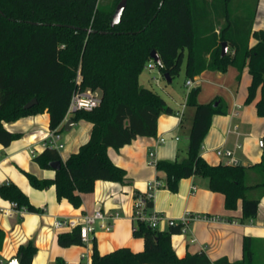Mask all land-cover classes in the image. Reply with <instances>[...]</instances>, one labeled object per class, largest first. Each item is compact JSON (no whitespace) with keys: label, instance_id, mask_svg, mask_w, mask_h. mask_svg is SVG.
Returning a JSON list of instances; mask_svg holds the SVG:
<instances>
[{"label":"trees","instance_id":"16d2710c","mask_svg":"<svg viewBox=\"0 0 264 264\" xmlns=\"http://www.w3.org/2000/svg\"><path fill=\"white\" fill-rule=\"evenodd\" d=\"M122 0H0V144L9 146L22 138L8 131L4 123L16 122L47 112L49 127L63 124L77 89L91 90L101 104L92 111H77L71 117L92 124L90 138L79 150L63 160L59 151L45 148L35 157L43 170L60 163L53 180L25 173L37 190L55 187L58 200L66 199L75 208L82 195L92 193L97 181L127 184L125 169L108 155L139 137L155 138L162 114H174L166 101L140 83L144 70L154 61L156 51L161 75L173 81L184 67L186 82L206 70L225 73L234 66L241 73L248 68L251 84L246 104L255 101L257 115L264 118V30H254L257 0L250 14L232 13L233 0H127L118 25L111 22ZM251 40H255L254 46ZM230 48L221 56L222 43ZM165 79V78H164ZM172 83V82H171ZM200 88L189 91L186 106L194 111L185 160L159 161L156 169L165 174V187L176 193L181 180L205 178L212 192L223 195L228 211L241 202V223L256 218L264 197V148L259 163L240 165L209 164L201 148L215 115L227 113L222 99L198 102ZM33 99L37 104L26 109ZM217 103V106H215ZM0 196L28 212L36 209L19 186H0ZM136 196H139L138 194ZM150 209L153 201H148ZM135 238L144 239V251L134 253L119 248L101 254L93 241L92 264H211L206 256L179 258L172 247V236L181 226L159 232L148 223L135 221ZM80 228L58 237L61 247L82 246ZM5 233L0 229V252ZM241 261L227 258L214 264H264V243L250 237L244 241ZM37 248L32 242L21 245V264H32ZM56 264H67L58 258Z\"/></svg>","mask_w":264,"mask_h":264},{"label":"crops","instance_id":"0c3cea01","mask_svg":"<svg viewBox=\"0 0 264 264\" xmlns=\"http://www.w3.org/2000/svg\"><path fill=\"white\" fill-rule=\"evenodd\" d=\"M254 44L251 40V45ZM152 64L149 69L156 68L153 62ZM250 84L248 68L241 73L234 66H229L225 73L206 70L193 80V86L185 93L183 101L177 100L174 95L170 96V103L164 99L175 111L174 114H162L159 117L155 138L139 137L120 150H108L112 162L125 169L130 182L119 184L97 181L92 193L82 195V205L79 208L73 207L66 199L58 200L53 186L47 190L34 189L25 174L30 173L41 179L55 178L54 170H43L34 160L43 152V140L51 131L49 114L45 112L4 123L8 131L19 133L22 138L7 147L0 144V186L10 183L19 186L31 205L40 212L27 211L20 214L13 210L10 216H5L2 212L11 208V202L0 196V229L5 233L0 259L7 263L17 256L21 245L32 242L37 248L32 264H56L58 258L67 264H92L93 243L87 246L61 247L58 243L59 235L72 230H56L54 223L56 219L82 221L84 216L96 210H101L106 216L117 215L114 220L106 221L112 224L111 231L97 229L93 236L101 254L123 247L130 248L134 253L143 252L144 239L133 236L136 226L133 219L134 199L137 194H149L150 185L159 182L161 187L153 191V206L149 211L163 217L158 225L159 232L170 229L169 220H175L179 224L185 217H200L189 221L185 232L172 236V247L179 258H186L188 255L206 256L211 264L222 258H227L230 263L241 261L245 238L250 237L264 243V197L260 200V211L256 218L241 223V202L236 210L228 211L223 195L212 192L205 178L194 176L183 179L176 193L167 190L165 174L159 172L155 165L149 164V155L151 151L154 152L156 163L185 160L194 114L186 106V100L189 91L198 87L199 103L206 104L220 98L227 110L224 115L213 116L201 148L203 158L211 165L226 164L227 158L219 156L217 151L232 150L240 166L249 167L259 163L264 148V118L259 117L256 110L260 92L255 101L246 104ZM68 120H64L58 129L64 144V149L60 151L63 160L88 142L92 130L91 123L81 120L73 121L75 124L66 132L65 123ZM161 139L164 140L163 143L160 142ZM31 151H35L37 155L33 156Z\"/></svg>","mask_w":264,"mask_h":264},{"label":"built area","instance_id":"2783aa9c","mask_svg":"<svg viewBox=\"0 0 264 264\" xmlns=\"http://www.w3.org/2000/svg\"><path fill=\"white\" fill-rule=\"evenodd\" d=\"M154 63V62H153ZM155 65V63H154ZM153 66L151 63L149 67ZM81 82H82V77L81 74H78L77 76V89L73 94L70 107L68 108L65 120L70 119L75 112L77 111H92L95 108H98V106L101 104L100 97L97 93H94L91 90H81ZM186 85L188 87L193 86V81L189 80L186 82ZM160 142H164L163 139L160 140ZM43 147L45 148H50L54 149L57 151H61L64 149V144L61 142V134L57 130H51L49 134L45 137L43 140ZM238 148H241V145L237 146ZM31 154L33 156H36L37 154L35 151H31ZM217 154L219 156H224L227 158V163L228 165H238L236 159H235V153L232 150H218ZM150 160L149 164L150 165H155L156 166V161H155V154L154 152H150ZM161 184L159 182H155L150 185V193L147 195H139L135 196L134 199V216L133 219L134 221H141L148 223L150 227L153 229H158V225L160 221L163 219L162 216L156 214V213H150L149 211L151 210L150 207L147 206L148 201L152 200L153 197V191L156 189L160 188ZM13 210L18 211L20 214H24L27 212L26 208H19L16 203H11V208L9 210L3 211V215L5 216H10L11 212ZM115 216H106L101 210H96L92 214H88L84 216L82 221L74 220V219H56L54 223V228L56 230H63V229H69L73 230L75 228H80V234H81V241L83 243V246L90 245L94 241V235L97 231V229H103L105 231H111L113 226L111 223H107L106 221L109 220H114ZM204 218H209V217H204ZM200 219V217H185L183 218L180 223L178 224L175 220H169V226H181V231L185 232L187 224L189 221L197 220ZM83 257L85 255L83 254ZM0 264H6L5 260L0 259Z\"/></svg>","mask_w":264,"mask_h":264},{"label":"rangeland","instance_id":"374dc122","mask_svg":"<svg viewBox=\"0 0 264 264\" xmlns=\"http://www.w3.org/2000/svg\"><path fill=\"white\" fill-rule=\"evenodd\" d=\"M255 5V0H233L232 13L250 14ZM254 30H264V0H257V12L254 23ZM255 42V40H253ZM230 51V48L228 52ZM157 68L144 70L140 77V83L143 87L153 90L165 99L168 103L171 102V95H174L177 100L183 101V96L190 89L186 85L184 67L180 75L175 77L172 83H167Z\"/></svg>","mask_w":264,"mask_h":264},{"label":"water","instance_id":"95a60500","mask_svg":"<svg viewBox=\"0 0 264 264\" xmlns=\"http://www.w3.org/2000/svg\"><path fill=\"white\" fill-rule=\"evenodd\" d=\"M127 0H122L116 7V11L113 15V19L111 22V26L114 27L116 25H118L121 21L123 12L125 10V6H126ZM228 50H229V46L226 42L222 43V50H221V56L224 57L228 54ZM151 59L154 60L153 62L157 65H161V59L159 54L156 51H153L151 54ZM165 80L167 83H171V77L166 74L164 75ZM35 104H37V100L33 99L31 100L26 106L25 108L28 109L32 106H34ZM215 106H217V103H215ZM75 123L73 122L72 119H69L66 123H65V131L69 132L71 130V128L73 127ZM51 168L52 170L56 171L60 168V163L59 162H55L51 164ZM22 262V258L20 256H15L13 258H11L6 264H21Z\"/></svg>","mask_w":264,"mask_h":264}]
</instances>
